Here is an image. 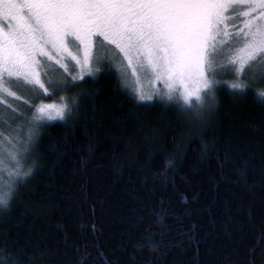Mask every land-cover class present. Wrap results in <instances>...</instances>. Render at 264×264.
<instances>
[{
    "label": "trees",
    "instance_id": "16d2710c",
    "mask_svg": "<svg viewBox=\"0 0 264 264\" xmlns=\"http://www.w3.org/2000/svg\"><path fill=\"white\" fill-rule=\"evenodd\" d=\"M123 79L67 86L0 205V264H264V87L223 82L200 120Z\"/></svg>",
    "mask_w": 264,
    "mask_h": 264
},
{
    "label": "snow or ice",
    "instance_id": "6c2138e0",
    "mask_svg": "<svg viewBox=\"0 0 264 264\" xmlns=\"http://www.w3.org/2000/svg\"><path fill=\"white\" fill-rule=\"evenodd\" d=\"M0 16L13 21L0 33V104L8 108V98H21V82L47 93L41 73L52 63L67 70L65 57L81 68L80 79L107 59L134 92L141 73L163 80V95L188 109L193 100L203 105L220 70L235 74L227 85L234 94L258 87L256 71L264 81V0H0ZM257 95L264 102V91ZM66 107L40 105L34 119L53 110L63 118ZM7 202L0 197V205Z\"/></svg>",
    "mask_w": 264,
    "mask_h": 264
},
{
    "label": "rangeland",
    "instance_id": "374dc122",
    "mask_svg": "<svg viewBox=\"0 0 264 264\" xmlns=\"http://www.w3.org/2000/svg\"><path fill=\"white\" fill-rule=\"evenodd\" d=\"M9 23H13V21L4 20L3 17L0 16V33L7 31L5 25ZM37 58L42 61L44 59L42 57ZM63 63L67 65V70L60 67L58 64L52 63V67L47 69L46 75L44 72L41 73V80L45 83V87L48 89L47 93H45L44 90L40 89L39 87L32 88L31 86L21 82L17 89V94L21 98L19 100L8 98L12 108H8L7 104H0V116H2V122H0V138H2V140H0V143L3 145V148L0 149V197L2 198L7 196L10 186H12L17 180L22 179V177L25 176V173L27 174V169L25 168L23 161H27L26 159L31 153V147L36 143L38 130L42 128V125L53 122H63L67 120L73 106L72 100L64 95V93L67 91V86L70 83L82 81L99 71H93L91 75L85 71L83 72V79H80L78 77L81 74V68L78 65L74 66V62L67 57H65ZM253 63L255 64L256 62ZM106 66L108 68H114L120 74V76L124 78L117 65L109 62L107 59L101 60L99 69ZM128 71L130 74L131 69ZM140 76L141 82L138 85V90L136 92H134L132 88L126 84L125 78L123 79L125 86L134 94L137 99L141 100L139 98L140 92H144L151 94L152 99L141 100L142 102L157 100L186 108L180 101L176 99L169 100L163 95V93L167 91L163 80L149 81V79L144 77L142 73ZM244 76L248 77L249 79L252 78L250 69H245ZM255 76L256 84L264 87V81H261L260 79L261 73L256 71ZM74 77L77 78L74 79ZM234 77L235 74L231 71V69H223L218 71L216 75V80L218 83L214 85L212 90H209L208 94H204V103L202 106H197L195 100H193L192 107L189 109L190 113L192 112L194 115H196L195 113L197 111L206 110L205 108L210 106V103L216 96V91L219 86L223 82H228V85L236 83L237 81ZM247 82L248 81L245 80V83ZM22 99L27 100L29 103L31 100V103H33L32 117L22 114L20 111L15 109V107H18L19 101ZM61 103L67 105L63 113V118H60V116L56 115L55 110H53L51 112V117H49V114L45 112L42 118L34 119V117L37 115L36 108L40 105L60 106ZM204 116L205 115L201 113L199 119L203 120Z\"/></svg>",
    "mask_w": 264,
    "mask_h": 264
}]
</instances>
